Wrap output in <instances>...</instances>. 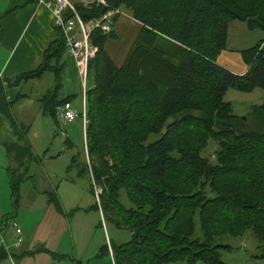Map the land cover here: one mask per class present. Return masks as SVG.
Instances as JSON below:
<instances>
[{
  "label": "trees",
  "instance_id": "16d2710c",
  "mask_svg": "<svg viewBox=\"0 0 264 264\" xmlns=\"http://www.w3.org/2000/svg\"><path fill=\"white\" fill-rule=\"evenodd\" d=\"M108 5L129 10L141 23L121 66L104 49L114 34L91 33L98 51L90 63L94 87L85 93L88 158L80 175L90 180L93 195V183L101 188L97 209L130 229V240L111 243L114 264H225L219 248L230 246L216 239L247 229L264 258V100L243 117L224 98L228 89H264V38L240 51L244 73L216 61L231 21L264 30V0H108ZM75 7L84 21L109 8ZM65 53L62 32L53 27L40 62L11 83L51 73L54 85L41 98L42 113L56 125L59 107L70 100L57 99ZM153 133L159 137L146 143ZM211 144L212 162L202 155ZM7 149L17 205L27 174L24 159L32 154L29 145L16 142ZM121 190L132 206L121 204ZM48 198L56 202L54 192ZM8 257L0 244V264H9Z\"/></svg>",
  "mask_w": 264,
  "mask_h": 264
},
{
  "label": "rangeland",
  "instance_id": "374dc122",
  "mask_svg": "<svg viewBox=\"0 0 264 264\" xmlns=\"http://www.w3.org/2000/svg\"><path fill=\"white\" fill-rule=\"evenodd\" d=\"M0 1V10H3L9 0ZM122 12L124 16L130 15V12L125 8L122 9ZM228 37L231 41L230 46L248 48L264 38V30L249 29L245 22L234 20L230 24ZM53 85L54 79L51 73H44L40 80H28L26 86L21 90V93H25L26 97L12 105L11 113L20 118L23 123L31 120L33 122L35 114L37 116L38 113L39 91L44 94L47 90L52 89ZM224 98L231 102L233 114L244 117L248 115L253 105L263 102L264 89L258 86L251 91L228 89ZM75 104L80 110V96L75 99ZM42 117L48 123V129H46L45 122L36 120L34 127L27 132V138L30 139L33 146L34 159H30L26 163L28 172L19 186L17 205L13 203L10 187H6L0 182V226L4 220L7 226L6 230L9 231L8 235H5V228L0 230V241L3 238L8 246L18 244L12 226L14 221L23 229L25 224L26 229L24 230L28 235L35 221L55 216L60 219L59 226L62 232L63 230L66 232L62 242L55 243L57 251L67 252L68 255H74L78 260L80 256L74 252L86 249L90 253L83 257V262L91 259L90 264H113L110 251H106V247L110 242L120 244L130 240L131 232L123 224L117 225L107 215H102L97 209L98 200L90 192V180L87 176L78 175L76 166H70L72 155L79 153L81 158H84V133L79 125L81 118H76V122L72 124L60 120L56 125L49 116ZM6 123L7 120L0 111V127ZM44 137H47L48 140L43 139ZM158 137L159 134H150L146 143ZM214 148L215 146L211 144L202 152V155L210 162L215 159ZM0 151L4 153L2 149ZM53 190L62 202L60 206L62 213L57 211L58 208L54 204L47 203L46 192ZM125 193V190H121L119 201L128 208L132 206V203ZM117 213L121 214L119 210ZM195 227V233L200 234L198 221H196ZM216 242L230 246V248H219L220 257L225 264H264V258L260 257L259 241L250 229L240 235H223L217 238ZM27 243L31 244L32 239L27 238ZM94 252H99L100 256L95 257ZM50 259V264L75 263L70 256L62 259L50 257ZM20 260L18 257L12 256L7 262L9 264H33L32 258H26L22 262ZM179 264L187 263L180 262ZM196 264L207 263L198 261Z\"/></svg>",
  "mask_w": 264,
  "mask_h": 264
},
{
  "label": "crops",
  "instance_id": "0c3cea01",
  "mask_svg": "<svg viewBox=\"0 0 264 264\" xmlns=\"http://www.w3.org/2000/svg\"><path fill=\"white\" fill-rule=\"evenodd\" d=\"M71 1H73L75 4L82 3V0ZM2 14L3 16L0 18V46L2 48L0 51V111L6 118L7 123L0 127V150L2 149L4 152L2 153V151H0V182L3 185L5 184L6 187H10L8 169L9 167L13 166V158L12 153L7 149L8 143L16 142L21 145H29L32 155L30 158L28 157L27 159H24L25 165L23 167V173L25 171L28 172V166L26 163L30 159H34V156L32 150L33 146L30 142V139L27 138V132H29V129L34 127L33 125L36 120L37 122H45L46 129H48V123L42 117L47 115L42 113L41 102V98L48 90L44 94H41L42 92L39 91V96L37 98L38 113L37 116L35 114L33 122L31 120L23 123L20 118L14 116L13 113H11L10 109L12 108L13 104L20 101L21 98L26 97V94L21 93V90L26 86L28 80H21L17 84L11 83L19 74L35 68L40 62L41 52L46 46L50 39L51 33L53 32V22L50 9L45 5L38 3L37 0H9L6 7L3 10H0V15ZM231 22L228 24L227 29L226 48L219 53L216 61L232 72L240 74L244 73L247 69V66L243 62L240 55V51L246 49V47L239 48L237 46H230L231 41L228 37V34ZM140 29L141 23L132 17L131 12L128 16L121 14L116 18L112 30V33L115 37L113 39H108L105 42L104 49L117 66H121L123 64ZM63 61V69L60 73L61 85L57 92V99L61 100L65 97H70L69 102L77 111H80L82 109L83 101H85L86 91L94 87V65L89 67V73L87 75L85 86L83 87V83L77 71L74 59L65 53L63 56ZM43 75L40 78L31 80H40ZM78 96L81 98L80 110L77 109V105L75 104V99ZM3 109H6L8 113H4ZM38 115H40V117H38ZM58 120L60 121L62 119L58 117ZM76 120L77 119L70 123L72 124L76 122ZM79 125L81 129H83L84 133L82 118L79 119ZM15 126L20 128L19 131L22 133L21 136L16 134ZM43 139L48 140L47 137H44ZM66 142L68 141L66 140ZM84 151L85 153L83 159L79 153L72 155L71 158V161L73 159L74 161L70 163V166H76L78 175H80L83 162H85L88 158L87 147L85 144V133ZM4 163H6V166H4ZM48 192L55 193L56 202L48 200ZM46 194L47 203H52L56 207V204L58 203L59 207H57V211L62 213V208L60 207L62 202L58 199L56 192L54 190L47 191ZM100 212L102 213L101 210ZM3 221L4 220H2L0 230L3 228L6 230L7 228L6 222L3 223ZM59 221L60 219L55 216H51L47 219H39L34 222V226L31 228L28 235L25 233L24 229H26V226L24 224V229L20 226L22 233L24 234V239L21 243L8 246L5 244V241L2 238L0 244L7 251L9 257H18L19 260L22 258L20 260L21 262L26 258H32L33 264H50V257H53L54 259H62L66 256H70L72 257L71 260L75 262L73 264H90L92 261L91 259H87V261L83 262V257L90 253L86 249H81L80 251L74 252L80 256L78 260L74 257V255L71 256L68 255L67 252L56 250L57 248L55 247V243H61L66 234L64 230L62 232L60 229ZM8 233L9 231L6 230L5 235H8ZM107 237L108 236L106 235V239ZM27 238L32 239L31 244L27 243ZM111 243L112 242H110L109 246H107V250L108 252L110 251L112 263L114 264ZM82 247H84V245H82ZM40 249H46L47 251H39ZM94 253L95 257L98 258L100 256L99 252Z\"/></svg>",
  "mask_w": 264,
  "mask_h": 264
},
{
  "label": "built area",
  "instance_id": "2783aa9c",
  "mask_svg": "<svg viewBox=\"0 0 264 264\" xmlns=\"http://www.w3.org/2000/svg\"><path fill=\"white\" fill-rule=\"evenodd\" d=\"M37 2L50 9L53 27L60 29L62 32L66 53L74 59L84 87L90 63L98 51V46L91 41V33L94 29H99L102 33L112 32L116 18L123 14V7H109L108 0H82L81 4L85 7L92 4L109 7L99 17L84 21L76 11L75 3L71 0H37ZM68 10L72 12V15L68 16L66 14ZM58 117L67 123L81 117L85 133L87 122L85 101H83L80 111H77L69 101L65 102L59 107ZM93 191L94 196L98 200L97 202H99V195L102 192L101 188L93 183ZM12 226L17 242L21 243L24 239L21 228L15 221Z\"/></svg>",
  "mask_w": 264,
  "mask_h": 264
}]
</instances>
